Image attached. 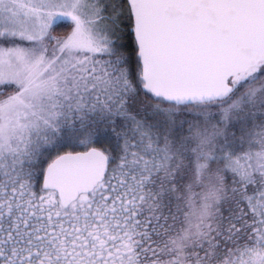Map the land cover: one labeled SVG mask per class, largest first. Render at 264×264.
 Listing matches in <instances>:
<instances>
[{
    "label": "snow or ice",
    "instance_id": "obj_1",
    "mask_svg": "<svg viewBox=\"0 0 264 264\" xmlns=\"http://www.w3.org/2000/svg\"><path fill=\"white\" fill-rule=\"evenodd\" d=\"M0 264H264V0H0Z\"/></svg>",
    "mask_w": 264,
    "mask_h": 264
}]
</instances>
